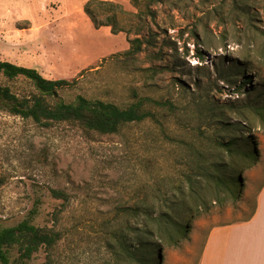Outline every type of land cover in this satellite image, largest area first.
Returning <instances> with one entry per match:
<instances>
[{"label":"rangeland","instance_id":"obj_1","mask_svg":"<svg viewBox=\"0 0 264 264\" xmlns=\"http://www.w3.org/2000/svg\"><path fill=\"white\" fill-rule=\"evenodd\" d=\"M88 1L0 0V60L67 80L51 103L82 95L125 108L142 97L154 118L102 134L72 123L41 126L0 100V225L27 219L61 232L28 264H100L102 225L116 208L182 210L175 187L188 191L190 175L202 201L187 198L190 212L175 218L181 230L160 225L152 261L200 264L209 230L250 217L264 185V116L255 110L264 106V0H105L121 10L93 2L98 25L84 11ZM108 17L124 31L112 32ZM134 37L141 46L131 55ZM0 85L19 98L38 95L23 76L0 73ZM250 145L256 155L245 158ZM203 162L231 173L233 195L214 198L198 174ZM9 257L17 259L16 247ZM239 260L213 255L210 264Z\"/></svg>","mask_w":264,"mask_h":264},{"label":"trees","instance_id":"obj_2","mask_svg":"<svg viewBox=\"0 0 264 264\" xmlns=\"http://www.w3.org/2000/svg\"><path fill=\"white\" fill-rule=\"evenodd\" d=\"M96 2L98 6H108L112 13L121 10L119 4L112 1L91 0L84 6L85 13L90 17L94 25L101 24L93 15L90 6ZM136 2V0H135ZM106 25L111 26L112 32L124 31L118 28L115 17H108ZM130 48L126 53L135 54L140 48V39L134 37L129 39ZM0 73L7 78L23 76L29 79L38 90V95L19 98L13 94L8 87L0 85V100L3 106L12 114L24 118H30L41 126L48 127L54 123H72L86 130L96 131L102 134L117 133L120 126L130 122H140L146 118H154L150 111L143 110L144 98L138 97L134 102L125 108H120L111 102L101 100H90L82 95H78L72 102H64L55 99L49 102L47 97H53L59 88L68 85L65 79H47L36 69L13 64L9 61L0 60ZM158 104H166L169 102ZM260 116H264V106L255 107ZM249 152L244 151V157H255L253 145H250ZM198 174L202 182L212 185L214 188V198L220 199L221 194L233 195L236 181L230 178V172L215 164H197ZM196 175V174H195ZM197 177L187 176L186 182L189 186L185 191L181 185L175 188L180 199L182 210L175 205L167 207L166 210L156 213L146 205L122 206L116 208L110 220L104 221L102 225L104 249L106 258L100 264H154L152 261L153 250L158 247L153 241L155 235L160 234V225L171 224L177 227V231L182 226L175 222V218L180 212H190V207L185 205L188 197L197 202L202 201L200 196V181ZM237 182H239L237 180ZM54 197L67 200V195L62 190L51 189ZM187 192V193H186ZM238 192V190L236 191ZM153 212V213H152ZM156 224V225H154ZM61 232L45 227H38L25 219L16 225L2 227L0 225V264H28L31 256L39 247L52 248L61 239ZM16 247L18 257L11 260L9 249ZM159 260V255L156 256Z\"/></svg>","mask_w":264,"mask_h":264},{"label":"crops","instance_id":"obj_3","mask_svg":"<svg viewBox=\"0 0 264 264\" xmlns=\"http://www.w3.org/2000/svg\"><path fill=\"white\" fill-rule=\"evenodd\" d=\"M239 257L238 264H264V185L259 190L254 210L245 220L219 225L209 230L200 264H210L211 257ZM249 260H243V257Z\"/></svg>","mask_w":264,"mask_h":264}]
</instances>
